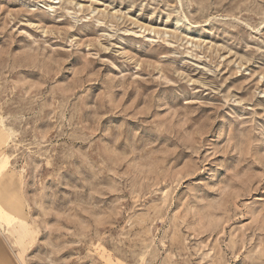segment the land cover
<instances>
[{"label":"rangeland","instance_id":"1","mask_svg":"<svg viewBox=\"0 0 264 264\" xmlns=\"http://www.w3.org/2000/svg\"><path fill=\"white\" fill-rule=\"evenodd\" d=\"M0 264H264V0H0Z\"/></svg>","mask_w":264,"mask_h":264}]
</instances>
